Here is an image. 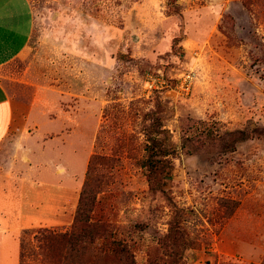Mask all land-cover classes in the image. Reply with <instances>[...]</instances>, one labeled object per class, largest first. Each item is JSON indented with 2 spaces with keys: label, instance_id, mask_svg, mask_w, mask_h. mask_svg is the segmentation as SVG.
I'll return each instance as SVG.
<instances>
[{
  "label": "rangeland",
  "instance_id": "rangeland-1",
  "mask_svg": "<svg viewBox=\"0 0 264 264\" xmlns=\"http://www.w3.org/2000/svg\"><path fill=\"white\" fill-rule=\"evenodd\" d=\"M30 1V41L0 67V82L17 137L32 138L34 183L54 185L37 202L62 194L68 206L54 224L0 230V259L16 262L18 239L22 264H43L38 237L72 229L97 154L106 156L99 206L116 226H145L139 261L163 252L170 198L195 243L182 264H264V0ZM159 70L172 85L193 71L191 92L147 95V75ZM160 108L178 147L168 197L149 192L142 167L143 114ZM14 143L0 145L1 162Z\"/></svg>",
  "mask_w": 264,
  "mask_h": 264
},
{
  "label": "trees",
  "instance_id": "trees-1",
  "mask_svg": "<svg viewBox=\"0 0 264 264\" xmlns=\"http://www.w3.org/2000/svg\"><path fill=\"white\" fill-rule=\"evenodd\" d=\"M178 39L174 38V44ZM160 111L161 108L143 114L142 131L146 143L142 167L150 186L149 192L167 196L168 191L164 186L173 170L171 156L178 147L170 130L165 128V117L162 118ZM205 136L209 140L218 138L212 128L207 129ZM105 161L106 156L97 154L90 161L72 229L64 232L45 229L38 237L43 264H182V260L187 259L195 247L184 225L186 211L167 198L173 216L160 244L163 252L148 255L147 260L139 261L134 250L135 241L141 237L145 226L137 221L124 227L116 226L105 213V208L99 206V195L104 189L97 170L98 165H103Z\"/></svg>",
  "mask_w": 264,
  "mask_h": 264
},
{
  "label": "crops",
  "instance_id": "crops-1",
  "mask_svg": "<svg viewBox=\"0 0 264 264\" xmlns=\"http://www.w3.org/2000/svg\"><path fill=\"white\" fill-rule=\"evenodd\" d=\"M33 27L34 11L30 0H0V67L13 61L25 50ZM10 137L16 144L14 155L8 162L0 161V230L15 228L19 233L37 224H54L68 205L62 194L55 196V200L50 196L49 199L37 202V194L45 192L47 186L54 185L48 184L44 176H40V183H34V169L37 166L33 163L32 138L25 132L17 137L12 99L0 82V145ZM60 187H56V190L62 193L63 189ZM3 253V249H0V258ZM6 257L4 256L6 261L0 259V264H22L18 239L16 262L14 263V258Z\"/></svg>",
  "mask_w": 264,
  "mask_h": 264
},
{
  "label": "built area",
  "instance_id": "built-area-1",
  "mask_svg": "<svg viewBox=\"0 0 264 264\" xmlns=\"http://www.w3.org/2000/svg\"><path fill=\"white\" fill-rule=\"evenodd\" d=\"M194 78L193 71L183 72L179 74L178 83L172 85L169 83L162 70H159L156 73H150L147 75L145 91H147V95H150L157 90L175 92L178 95H188L193 88Z\"/></svg>",
  "mask_w": 264,
  "mask_h": 264
}]
</instances>
